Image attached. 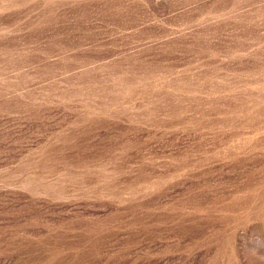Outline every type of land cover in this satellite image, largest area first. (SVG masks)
Wrapping results in <instances>:
<instances>
[{
  "label": "rangeland",
  "instance_id": "obj_1",
  "mask_svg": "<svg viewBox=\"0 0 264 264\" xmlns=\"http://www.w3.org/2000/svg\"><path fill=\"white\" fill-rule=\"evenodd\" d=\"M0 264H264V0H0Z\"/></svg>",
  "mask_w": 264,
  "mask_h": 264
}]
</instances>
